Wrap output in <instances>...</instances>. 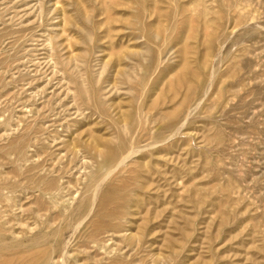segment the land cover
I'll return each instance as SVG.
<instances>
[{"label":"rangeland","instance_id":"1","mask_svg":"<svg viewBox=\"0 0 264 264\" xmlns=\"http://www.w3.org/2000/svg\"><path fill=\"white\" fill-rule=\"evenodd\" d=\"M29 263L264 264V0H0V264Z\"/></svg>","mask_w":264,"mask_h":264},{"label":"bare ground","instance_id":"2","mask_svg":"<svg viewBox=\"0 0 264 264\" xmlns=\"http://www.w3.org/2000/svg\"><path fill=\"white\" fill-rule=\"evenodd\" d=\"M130 156H131V155L127 156V158L130 157ZM102 228H103V227H102ZM89 245H90V244H89ZM26 259H28V258H26ZM36 259H37V258H36ZM31 261H32V260H31ZM31 263H32V262H31ZM31 263H29V264H31ZM36 263H37V262H36Z\"/></svg>","mask_w":264,"mask_h":264}]
</instances>
